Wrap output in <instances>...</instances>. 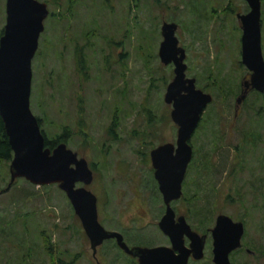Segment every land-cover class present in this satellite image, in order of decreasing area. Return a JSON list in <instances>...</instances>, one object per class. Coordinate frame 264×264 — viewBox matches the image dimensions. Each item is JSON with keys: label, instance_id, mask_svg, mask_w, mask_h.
Listing matches in <instances>:
<instances>
[{"label": "rangeland", "instance_id": "rangeland-1", "mask_svg": "<svg viewBox=\"0 0 264 264\" xmlns=\"http://www.w3.org/2000/svg\"><path fill=\"white\" fill-rule=\"evenodd\" d=\"M43 1L49 11L31 61L30 107L48 138L69 129L67 146L92 169L87 187L97 196L99 221L123 232L127 244H168L157 225L165 205L149 150L176 139L171 104L163 98L173 63L158 55L162 21L172 20L185 48V73L212 100L190 137L183 191L171 205L201 231L220 212L241 220L242 247L229 255L230 264H264V114H256L262 92L250 89L235 113L248 74L235 13L249 9L246 0ZM5 15L0 0V31ZM260 20L264 56V0ZM113 120L115 137L108 132ZM9 162L0 163V264L131 263L112 238L98 245L94 257L57 183L21 176L3 190ZM43 234L53 243V259ZM212 256L208 232L203 255L187 264H215Z\"/></svg>", "mask_w": 264, "mask_h": 264}, {"label": "water", "instance_id": "water-1", "mask_svg": "<svg viewBox=\"0 0 264 264\" xmlns=\"http://www.w3.org/2000/svg\"><path fill=\"white\" fill-rule=\"evenodd\" d=\"M246 2L249 9L235 15L241 27V62L249 70V77L242 81L236 104L243 100L248 88L264 92L261 0ZM48 11L43 0H5V23L0 35V118L12 149L10 179L5 190L21 176L35 184L57 183L78 215L94 256L105 238L114 237L118 246L138 257L139 264H187L190 253L200 258L205 234L193 230L184 215L175 219L170 201L181 195V183L193 154L189 140L212 94L197 86L194 76L185 73V48L175 34L177 23L162 22L158 47L160 60L173 63V76L166 84L163 98L171 104L170 116L177 124L176 139L159 143L150 150L154 176L165 204L158 226L170 245L129 246L119 231L105 228L98 220L97 197L86 186L93 178L86 158L78 156L64 141L52 148L46 146L38 117L31 110V61ZM243 231L241 220H233L223 212L216 216L211 228L215 264H230L229 253L241 245ZM184 234L190 239L187 246Z\"/></svg>", "mask_w": 264, "mask_h": 264}, {"label": "trees", "instance_id": "trees-1", "mask_svg": "<svg viewBox=\"0 0 264 264\" xmlns=\"http://www.w3.org/2000/svg\"><path fill=\"white\" fill-rule=\"evenodd\" d=\"M2 33V30L0 31V34ZM259 108L257 109L256 114H259V116L264 114V92L261 93V102L259 103ZM260 109L262 112H260ZM39 123H40V118L38 117ZM115 124V121L113 120L110 124V128H109V133L112 135L111 132H113L111 130V128H113ZM69 129L64 126L62 131L58 134H56L53 138H48L45 133L44 134V140H45V145L52 148L55 144H57L60 141H64L67 143L68 139H69ZM12 157V149L9 145L8 142V138L7 135L5 133V129H4V125L3 122L0 118V163H2L5 160H9ZM14 182V181H13ZM12 182V183H13ZM7 190V189H6ZM205 231V230H203ZM43 248L44 250L49 254V256L53 259V243L52 241L49 239V237H46V235L43 234ZM54 256H55V252H54ZM67 264V263H64Z\"/></svg>", "mask_w": 264, "mask_h": 264}, {"label": "flooded vegetation", "instance_id": "flooded-vegetation-1", "mask_svg": "<svg viewBox=\"0 0 264 264\" xmlns=\"http://www.w3.org/2000/svg\"><path fill=\"white\" fill-rule=\"evenodd\" d=\"M163 21H172V20H163ZM162 21V22H163ZM3 30V29H2ZM176 31V30H175ZM176 34V33H175ZM1 35V34H0ZM172 63V62H171ZM249 77V70H248V74L247 75H244L243 76V78H242V80H241V87H240V90H239V93L241 92V90H242V88H243V84H242V81L245 79V78H248ZM250 89H254V88H248V91L250 90ZM247 91V92H248ZM238 93V94H239ZM237 94V95H238ZM237 95H236V97H237ZM246 95H247V93H246ZM236 97H235V113H237L238 112V110H239V107H240V104L242 103V101L240 102V103H238V104H236ZM197 127V126H196ZM110 128V127H109ZM113 128H111V130H112ZM113 131V130H112ZM108 132H109V130H108ZM112 133V136L113 137H115L116 136V133L115 132H111ZM162 143V142H161ZM158 145V144H157ZM156 146V145H155ZM154 147V146H153ZM152 147V148H153ZM152 148H150V150L152 149ZM150 150H149V160H150V167H151V169H152V178H153V180L155 181V187H157V190L159 191V193H160V190H159V187H158V182H157V179L155 178V176H154V167H153V165H152V160H151V157H150ZM79 156V155H78ZM192 158V157H191ZM191 160V159H190ZM189 164V163H188ZM187 169V168H186ZM186 173V172H185ZM93 179V178H92ZM92 181V180H91ZM183 181V180H182ZM78 183H80L81 184V182H78ZM80 184H77V185H80ZM90 184V183H89ZM88 185V184H87ZM86 185V186H87ZM6 187V186H5ZM5 187H4V189L3 190H5ZM181 191H183L182 190V183H181ZM160 196H161V199H162V201H163V198H162V193H160ZM181 196V195H180ZM180 196L178 197V198H175V199H179L180 198ZM97 197V196H96ZM175 199H172L171 201H170V204H171V202L173 201V200H175ZM163 203H164V201H163ZM165 205V204H164ZM96 206H97V202H96ZM172 206V205H171ZM173 207V206H172ZM174 209V208H173ZM164 211H165V208H164ZM164 213V212H163ZM162 213V214H163ZM174 213H175V215H174V217H175V219L177 218V216L178 215H180V214H176V211H175V209H174ZM220 213H222V212H220ZM224 213V212H223ZM161 214V215H162ZM182 214V213H181ZM219 214V213H218ZM217 214V215H218ZM227 214V213H226ZM182 215H184V214H182ZM216 215V216H217ZM229 215V214H228ZM98 216V215H97ZM216 216H215V220H214V223H213V225L215 224V221H216ZM161 217V216H160ZM184 217H185V219H186V216L184 215ZM232 219L233 220H237V219H234L233 217H232ZM99 220V219H98ZM159 220V219H158ZM158 220H157V225H158ZM187 220V219H186ZM239 220V219H238ZM188 222V221H187ZM101 223V222H100ZM189 223V222H188ZM102 224V223H101ZM190 224V223H189ZM103 225V224H102ZM213 225L211 226V227H206L205 228V231H201V230H198V229H196V228H193L191 225V228L193 229V230H196L198 233H200V234H205V241H204V245H205V242H206V239H207V233L208 232H210V236H211V228L213 227ZM104 226V225H103ZM105 227V226H104ZM159 227V226H158ZM106 228V227H105ZM108 229V228H107ZM112 230H116V229H112ZM116 231H119V230H116ZM121 234H122V236H123V239H124V241H125V238H124V235H123V232H121V231H119ZM243 233H244V231H243ZM166 235V234H165ZM242 236H243V234H242ZM166 237H167V235H166ZM110 238H112L114 241H115V243H116V240H115V238L114 237H110ZM168 238V237H167ZM183 238H184V244L187 246V245H189V242H190V239L188 238V236L186 235V234H184L183 235ZM105 239H107V238H105ZM104 239V240H105ZM103 240V241H104ZM126 242V241H125ZM127 243V242H126ZM117 244V243H116ZM159 244H164V243H159ZM118 245V244H117ZM129 246H132V245H130V244H128ZM134 245H137V244H134ZM154 245H158V244H151L150 246H154ZM167 245H170V240H169V238H168V244ZM140 246H146V245H140ZM149 246V245H148ZM212 236H211V250H212ZM98 247V246H97ZM122 251H123V253L125 254V255H127V257L129 258L128 260L129 261H131V263L130 264H139V261H138V257L136 256V255H133V254H131V253H128L127 251H125L123 248H121L120 246H118ZM242 247V237H241V245L239 246V247H237V248H235V249H233L232 251H230V253H229V255L234 251V250H236V249H240ZM176 251V250H175ZM245 251L247 252V253H249V254H254V249H252V248H250V247H245ZM96 259H97V257H96V255L94 256ZM191 258H194L193 256H192V254L190 253L189 254V256H188V261L191 259ZM194 259H196V258H194ZM98 260V259H97ZM188 263V262H187Z\"/></svg>", "mask_w": 264, "mask_h": 264}]
</instances>
